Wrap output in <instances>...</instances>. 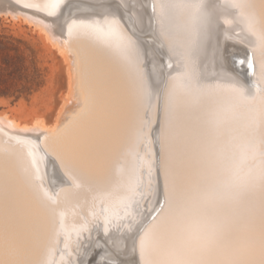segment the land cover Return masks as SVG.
Masks as SVG:
<instances>
[{
	"label": "bare ground",
	"instance_id": "obj_1",
	"mask_svg": "<svg viewBox=\"0 0 264 264\" xmlns=\"http://www.w3.org/2000/svg\"><path fill=\"white\" fill-rule=\"evenodd\" d=\"M36 1L34 6L13 7L0 0L6 5H0V11L8 10L11 17H22L44 31L67 60L70 87L54 124L40 117L29 123L0 112L1 127L38 133L44 150L38 157L27 148L0 152V163L9 167L0 171V264H192L186 249L174 243L182 229L179 206L190 201L182 173L196 178L199 170L214 168L211 146L220 134L246 137L255 129V120L256 131L264 134V93H257L264 84V30L255 25L247 1ZM48 7L51 14L42 10ZM235 7L238 14L228 11ZM76 14L94 20L67 28ZM244 52L252 62L248 81L229 60V53ZM148 63L152 69L145 67ZM175 64L182 73L170 77ZM165 80L162 124L155 134L154 126L142 132L143 111L152 104L154 86ZM207 80L230 86L228 93L239 97L232 102L226 91L219 92ZM144 137L149 150L158 139L160 184L153 173V191H144L141 203L147 206L139 212L134 205L140 200L132 195H143L144 182L136 157L143 167H156V158L148 160L139 150ZM227 150L224 156L231 163ZM41 178L53 187H44ZM119 209L131 214L129 224ZM242 242L225 257L195 264H264V231ZM215 249L210 250L212 256Z\"/></svg>",
	"mask_w": 264,
	"mask_h": 264
},
{
	"label": "rangeland",
	"instance_id": "obj_2",
	"mask_svg": "<svg viewBox=\"0 0 264 264\" xmlns=\"http://www.w3.org/2000/svg\"><path fill=\"white\" fill-rule=\"evenodd\" d=\"M13 1L20 4L22 7L34 6L33 4L40 2L36 0H25V1L13 0ZM246 1L249 5V10H252L250 11V15L255 25L260 29L264 30V14H262L264 12V10L262 12V8H264L263 7L264 1L263 0H246ZM216 2L217 4H219L218 0ZM72 3L74 4V0L68 1L67 4L72 5ZM0 5L4 6L5 4L1 3ZM258 6H261L259 7L260 9L258 8ZM235 9L230 8L228 11L231 12L233 10L232 11L233 14H238L239 12L237 11L238 8L235 7ZM42 10L48 14H51L52 11L51 7H48L47 9L42 8ZM76 11H82V10H76ZM0 13H1L0 15V112L2 113L5 112L7 113V115L9 114L8 115L9 117H14L20 121H25L30 123L33 121L34 118L40 117L43 118L47 124L49 125L54 124L59 114V111H61V106L65 102V98L68 94L70 87V73L67 66V60L56 49V47L51 44L50 39L46 36L44 31L39 30L34 24H29L32 22H28L22 17H19V19L17 17L13 18L11 16L14 15H12V13L9 12L8 10H1ZM75 16H77V19ZM82 16L83 14L74 15L72 17V20L74 18L73 22L70 21L71 19L70 18L68 20L67 28L79 22H83V21L92 22L94 20L93 17L91 18L87 17L85 16V14L83 16V19L81 18ZM102 22H104V24H109V22L104 20ZM141 65L142 67H144V62H142ZM147 66H150L149 63L145 66L146 68H149ZM174 66L178 67L179 65L175 64ZM174 66L172 65L171 72L173 71V74L171 73L170 77H174L182 73L181 66H179L176 69V71H175L176 67ZM204 79H205L204 76H198L199 81H204ZM208 83H210L211 85H215V84L217 85L216 82H212V81H208ZM158 85L161 86L160 90ZM158 85H155L156 88L154 86V96H153V99L156 98L157 100L154 99L155 101H153L152 99V104L146 107L145 110L143 111V115L146 118L144 122L145 124L141 126L142 132H145L147 126H152V127L154 126L153 134H155L158 132L157 128L159 129V127L162 124V100H163L162 94L164 93L165 90L164 86L166 85V80L162 84H160L159 82ZM228 87L230 86L219 85V84L217 85V89L219 90V92L223 91V93H225L226 91L228 95L227 94L225 95H227L226 97H228L231 101L235 99L234 96L239 97V94L237 92L236 93L234 92L233 94L230 93L231 94L230 95L228 93L229 91L226 89ZM200 88L202 90L204 89V87L202 86H200ZM257 93L258 94L264 93V84H261V87H259ZM254 95L255 93H252L250 96H254ZM166 121L170 122V116L166 118ZM206 122L208 125L211 124L212 127H216L215 126L216 123L215 124L211 123L209 120H206L205 124ZM222 125H224L223 127L226 126V124H222ZM254 126L255 129H253L251 133L246 135L247 139L248 136L249 138L251 136L249 140L245 139L246 138L245 136H242L243 138L232 137V136L224 137L220 134L217 137V140L212 142L213 144L211 146V154H212L213 164L215 165V166L213 165L214 168L199 170L198 171L199 173L195 174L196 178L190 177V172L184 171L182 173L184 193L190 199L191 204L193 206H200V207L207 206V208L211 210L213 216V223L215 224V226L226 232L232 233V235L235 238L234 242L232 243H226V244H222V246L221 245L216 246L213 256L210 254L211 253L210 250L190 251L186 249V260L188 262H191L192 264H195L196 260L197 261L199 260L197 263H201V262L210 263L212 258L214 256L216 257V255L220 258L225 257L228 254H230L231 247L236 248V246L237 247L241 246L243 243L242 241H244L245 238H248L253 234L255 235L258 232L264 231V187H262L261 184V178L264 177V165H263L264 155H262L264 153H261L264 152V148H263L264 134L260 135L256 131V128L258 126L257 120L254 121ZM37 134L38 133L35 132L33 133L17 132L15 130H8L0 126V152L4 151L5 153L9 152L11 154H14L17 153L20 149L27 148L29 150L32 149L34 151L35 156L38 157V155L39 154L41 155L44 152V150L40 146V142H39L40 140L37 137ZM155 139L157 138L156 137L154 138V146H152L153 150L152 149L149 150V142L146 137H144L143 142L139 143V150L143 153V156L148 160L150 159L153 160V158H156L155 160L156 167H154L153 163L151 164L150 167L149 166L143 167L141 164V159L139 157H136L135 160L139 169L138 171V174H140L139 178L141 181L144 182L143 195L141 197H139L138 195H132L134 201H137L138 199L140 200V205H134V208L136 207L135 209H137L136 211L139 212L142 210V207L145 208L147 206V203L145 202L141 203V201L144 198V191L148 193H151L153 191L155 185V179H156V178L154 179L153 173L155 175L156 172V177L159 176L157 178V182L160 184L159 181L160 174H159L158 162H157L160 151V145L158 139L157 140ZM231 140L234 142H232ZM227 149H229L230 152V154H228L229 157L232 156L233 158L231 163L228 162L226 160V157L224 156L226 153L224 151L225 150L228 151ZM217 162H219V164ZM245 163L246 165H244ZM7 168L9 167L4 166L2 164L0 165L1 172L5 171ZM228 169H230V171ZM224 171H226V173ZM149 174L152 175L151 178H148ZM40 182L46 188L53 187V185L49 184V182H47V180L43 178L40 179ZM240 182H246L250 188L247 191L246 196H243L242 198L239 199V197L234 196L230 186L231 184L233 185ZM65 185L66 184H63L58 188H62ZM58 188L55 187L53 188V190L56 191V189ZM141 190L142 188L139 185L138 191L140 192ZM217 190L220 191L221 193L220 195L213 196L212 198H206L207 193H214ZM257 208H260L261 210ZM99 209L101 210V211L99 210V212L103 214L102 206H99ZM80 214H81L80 217L85 220L86 219L85 214L82 212ZM119 214L121 216H126L124 220L126 221L128 220L127 224H129L131 214L129 212L126 213L124 209L121 210L119 209ZM177 219H178L177 223L180 225V227L183 228L184 220L181 214L179 218L177 217ZM121 221H123V219L119 220V222ZM141 221L142 219H140V221L137 224L141 223ZM102 223L103 222H99V226H101ZM143 226L141 227L143 228ZM70 234L72 237H74V232H70ZM60 241H62L61 237H60Z\"/></svg>",
	"mask_w": 264,
	"mask_h": 264
},
{
	"label": "snow or ice",
	"instance_id": "obj_3",
	"mask_svg": "<svg viewBox=\"0 0 264 264\" xmlns=\"http://www.w3.org/2000/svg\"><path fill=\"white\" fill-rule=\"evenodd\" d=\"M264 187V177L261 178ZM234 196L242 198L247 194L249 185L246 182L230 186ZM217 190L207 193L206 198L220 195ZM180 214L184 220V227L180 235L174 238L175 245L180 249L190 251H209L218 245L234 242V236L215 226L211 210L207 207L193 206L190 201L184 200L179 206Z\"/></svg>",
	"mask_w": 264,
	"mask_h": 264
},
{
	"label": "water",
	"instance_id": "obj_4",
	"mask_svg": "<svg viewBox=\"0 0 264 264\" xmlns=\"http://www.w3.org/2000/svg\"><path fill=\"white\" fill-rule=\"evenodd\" d=\"M8 2H9V6H13V7L21 6L20 4L16 3L13 0H8ZM1 7H5V5L1 6ZM145 39L148 40L149 39L148 36H146ZM246 53L247 52L242 53V56L233 55V53L229 54V56H230L229 60L232 64V66L237 71H239L243 75V77L248 81L250 78V73L252 71V62H251V59H250V62L246 59V56H247ZM250 68H251V70H250ZM149 69H152V68L149 66ZM92 257H93V252H92L91 256L89 255V258H92ZM105 261H106V259H105ZM85 264H87V263H85Z\"/></svg>",
	"mask_w": 264,
	"mask_h": 264
}]
</instances>
